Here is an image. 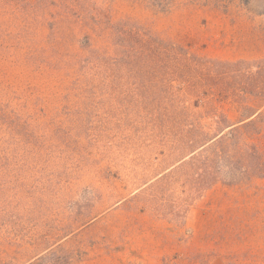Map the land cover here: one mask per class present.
I'll return each mask as SVG.
<instances>
[{
	"label": "rangeland",
	"instance_id": "obj_1",
	"mask_svg": "<svg viewBox=\"0 0 264 264\" xmlns=\"http://www.w3.org/2000/svg\"><path fill=\"white\" fill-rule=\"evenodd\" d=\"M115 26L264 60V0H0V264H264V178L218 183L185 215L184 181L155 195L180 155L157 126L184 87L166 56L138 73ZM261 127L245 142L264 158Z\"/></svg>",
	"mask_w": 264,
	"mask_h": 264
},
{
	"label": "trees",
	"instance_id": "obj_2",
	"mask_svg": "<svg viewBox=\"0 0 264 264\" xmlns=\"http://www.w3.org/2000/svg\"><path fill=\"white\" fill-rule=\"evenodd\" d=\"M114 36L117 53L137 63L138 73L148 74L152 69L147 64H160L166 56L169 74L184 87L173 92V106L160 115L168 122L157 126L158 133L172 138L169 154L180 155L150 184L153 190L157 188L155 195L166 183L184 181L182 202L189 201L185 215L195 199L218 183L238 185L264 178L263 155L245 142L262 134V107L249 103L264 104V87L259 89L264 60L248 63L201 58L184 46L131 26H115ZM237 77L238 85L234 83ZM215 100L234 105L237 118L221 111Z\"/></svg>",
	"mask_w": 264,
	"mask_h": 264
}]
</instances>
